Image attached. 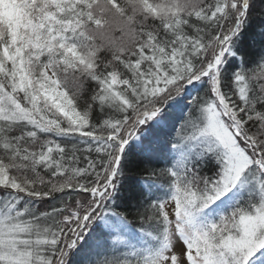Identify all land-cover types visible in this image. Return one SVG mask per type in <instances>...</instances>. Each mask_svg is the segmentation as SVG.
Here are the masks:
<instances>
[{"label":"snow or ice","instance_id":"1","mask_svg":"<svg viewBox=\"0 0 264 264\" xmlns=\"http://www.w3.org/2000/svg\"><path fill=\"white\" fill-rule=\"evenodd\" d=\"M0 264H264V0H0Z\"/></svg>","mask_w":264,"mask_h":264},{"label":"trees","instance_id":"2","mask_svg":"<svg viewBox=\"0 0 264 264\" xmlns=\"http://www.w3.org/2000/svg\"><path fill=\"white\" fill-rule=\"evenodd\" d=\"M257 4L259 5V0H257ZM171 134V130L170 129H164L162 132L158 133V137L161 140L166 139L169 135Z\"/></svg>","mask_w":264,"mask_h":264}]
</instances>
